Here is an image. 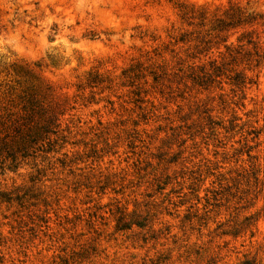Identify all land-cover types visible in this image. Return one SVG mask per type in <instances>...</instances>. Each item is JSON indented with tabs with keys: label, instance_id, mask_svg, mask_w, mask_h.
I'll use <instances>...</instances> for the list:
<instances>
[{
	"label": "clouds",
	"instance_id": "clouds-1",
	"mask_svg": "<svg viewBox=\"0 0 264 264\" xmlns=\"http://www.w3.org/2000/svg\"><path fill=\"white\" fill-rule=\"evenodd\" d=\"M0 6L5 10L0 19V144L8 125L14 127L15 118L21 116L20 102L53 110L50 122L59 123L62 131L66 121L57 119L56 109L67 104V89L73 90L72 99L86 103L93 89L102 90L92 83L98 68L111 65L115 69L117 59H125L130 46L144 48L146 33L164 40L180 30L218 42L197 63L220 62L237 52L250 58L240 67H251L248 75L254 85L242 86L235 94L223 89L229 106L222 114L216 112L224 126L238 116L243 130L228 134L221 128L215 135L226 142L229 153L249 151L251 159L241 156L237 167L248 168L257 156L260 165L254 179L234 189L229 205L209 213L203 226L190 229L162 215L142 224L143 189L125 195L127 203L113 195L95 199L85 195L84 207L78 208L77 197L66 191V185L76 181L55 169L54 155L39 159L17 155L7 160L0 156V192L28 191L45 203L66 201L53 209L63 214L44 226L33 225L23 213L14 215L15 206L0 204V264H264V0H26L23 7L30 14L21 10L15 15L13 9L19 4L3 0ZM131 24L139 25L133 36L144 39L129 38ZM117 79L114 75L113 80ZM111 91L123 96L127 90L112 87ZM235 104L242 106L237 109ZM76 115L86 113L78 106ZM249 130L258 133L248 138L256 145L253 149L245 142ZM141 131L152 134L149 129ZM47 140L54 143L51 137ZM200 143L193 137L188 152ZM153 150L149 145L147 151ZM190 158L195 164L201 157ZM104 167L117 174L114 181L125 175L119 167ZM46 168L52 170L44 175ZM159 207L153 202L154 211ZM26 211L31 214L37 209ZM172 211L179 220L181 210ZM253 214L259 222L247 224L246 218ZM166 225L175 231H163Z\"/></svg>",
	"mask_w": 264,
	"mask_h": 264
},
{
	"label": "rangeland",
	"instance_id": "rangeland-1",
	"mask_svg": "<svg viewBox=\"0 0 264 264\" xmlns=\"http://www.w3.org/2000/svg\"><path fill=\"white\" fill-rule=\"evenodd\" d=\"M2 2L0 0V5ZM8 2L21 6L13 9V15L21 10L30 14L28 8L23 7L26 0ZM4 14L5 10L0 6V19ZM130 27V39H144L133 36L139 25L131 24ZM180 32L183 31L176 30L164 40L146 33L144 48L130 46L126 58L117 59L115 69L111 65L98 68L92 83L101 86L102 90L95 92L93 89L94 94L86 103L72 99L73 90L67 89V104L62 110L56 109L57 119L62 117L66 121L62 131H59V123L50 122V117L55 114L53 110L45 111L39 105L20 102L21 116L15 118L14 127L8 125L4 143L0 144V156L7 160L15 159L17 155L22 159L54 155L55 169L66 172L76 181L66 185V191L68 196L77 197L75 205L78 208L84 207L81 200L85 195L93 199L113 195L127 203L125 195L143 189L146 203L141 205L142 224L162 215L185 228L203 226L209 213L225 208L235 198L234 189L255 178L260 167L259 156L248 168L237 167L241 156L251 159L249 151L237 149L229 153L225 150L226 142L216 137L217 129L223 128L228 134L243 130L238 116L230 119L227 126L216 118L217 110L222 114L229 106L223 89L235 94L239 88L230 85L224 76L216 77L207 88L194 84L188 76V65L203 63H197L198 59L187 55L191 50H185V44L175 42L174 38ZM204 57L201 55L200 59ZM114 75H118L116 81ZM248 85H254V81ZM112 87L127 91L123 96L115 95ZM78 106L86 116L76 115ZM241 106L235 104L237 109ZM44 127H54L57 131L45 132ZM142 129H149L152 134H143ZM202 131L204 136L200 135ZM257 135L255 130L247 131L245 142L249 149L256 145L248 138ZM48 137L54 143L49 144ZM193 137L201 143L193 145L194 152H188L187 146ZM149 145L153 151H147ZM196 155L201 158L193 164L190 157ZM105 165L119 167L125 175L114 181L117 174L110 173ZM98 168L103 172L98 173ZM51 170L46 168L43 174L47 175ZM153 202L160 206L155 211ZM65 203L63 198L45 203L28 191L0 192V204L15 206L13 214L23 213L33 225H51L58 214H63L53 209ZM87 203L92 204V200ZM26 209L37 211L29 214ZM173 209L181 210L179 220L173 216ZM71 215L68 212L69 218ZM4 219L7 220V216ZM246 220L247 224L259 222V216L253 214ZM169 230L175 231L167 225L163 229Z\"/></svg>",
	"mask_w": 264,
	"mask_h": 264
},
{
	"label": "trees",
	"instance_id": "trees-1",
	"mask_svg": "<svg viewBox=\"0 0 264 264\" xmlns=\"http://www.w3.org/2000/svg\"><path fill=\"white\" fill-rule=\"evenodd\" d=\"M174 40L185 44L187 46L185 50H191L187 55L193 59H200L201 55L206 56L218 43L207 35H198L189 31L180 32L179 36L175 37ZM248 43L251 44L252 41L249 40ZM225 51L227 52L228 49L225 48ZM259 55L257 53V56ZM248 62H250V58L247 56H240L238 52L235 54L229 53V56L220 62H216L215 59L208 60L207 64H195L193 62L188 65V76L194 84L203 86V88L210 86L216 77L224 76L230 85L240 89L242 86L253 82L252 78L247 74L252 71L251 67H240L241 64ZM256 66L259 67V62H257ZM153 78L156 80L157 76L155 75Z\"/></svg>",
	"mask_w": 264,
	"mask_h": 264
}]
</instances>
